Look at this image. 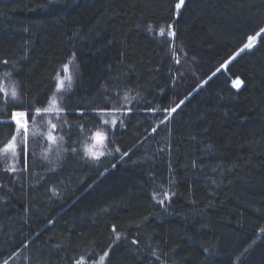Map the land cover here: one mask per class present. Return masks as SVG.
Returning a JSON list of instances; mask_svg holds the SVG:
<instances>
[{
	"label": "trees",
	"instance_id": "16d2710c",
	"mask_svg": "<svg viewBox=\"0 0 264 264\" xmlns=\"http://www.w3.org/2000/svg\"><path fill=\"white\" fill-rule=\"evenodd\" d=\"M177 2L0 0V264H264V0Z\"/></svg>",
	"mask_w": 264,
	"mask_h": 264
},
{
	"label": "snow or ice",
	"instance_id": "6c2138e0",
	"mask_svg": "<svg viewBox=\"0 0 264 264\" xmlns=\"http://www.w3.org/2000/svg\"><path fill=\"white\" fill-rule=\"evenodd\" d=\"M185 0H178V2L175 4V8L177 10L181 9L184 6ZM169 28L171 27L170 25L168 26ZM261 33H264V28H260L258 32H256L255 36H249L248 37V42L243 46L242 49H240L241 52H243L245 49H251L254 46V43L256 41V38L259 37L261 35ZM160 34L163 35L164 34V29L161 28L160 29ZM169 36H174L175 33L174 32H169L168 33ZM5 64L7 63V61L4 62ZM65 70H67L68 65L66 64L64 66ZM219 71V69H218ZM6 75H10V74H6ZM69 81L71 80V77L69 76ZM243 81H241L239 78L235 79L233 81V86L237 89H239L242 85ZM64 90V80L63 79H59L57 81V91H62ZM0 95H3L5 97V101L4 103L6 104L8 99L10 98L12 101H19L20 98V93L16 88H13V90L9 93H7L4 89H0ZM125 99H127V93H125ZM134 99V98H133ZM183 103V101H181V104ZM23 106V105H20ZM180 105H177L175 108H172L169 112V116H171L172 113L176 112V109L179 108ZM3 108H0V111H3ZM50 109L48 108H34V112L35 114L39 115L40 113L44 112L47 113L49 112ZM60 111H62V109H60ZM33 112V106L29 105L28 106V110L27 111H13L11 112V120L14 122L15 127H16V135L12 136V139L3 146V151L5 153L11 152V154L13 156L16 155V147H17V135L20 136V143L21 144H27V140H28V136H29V116L32 114ZM33 119H35V116H33ZM168 117H165V120H167ZM66 123V122H65ZM103 123L107 124L108 121H103ZM115 121H112V124L115 125ZM122 123V121H121ZM163 123V121L161 122ZM51 129L53 130V132L55 131L57 125L56 124H51L50 125ZM155 131V129H154ZM47 139L56 142L57 141V137L51 134H48ZM60 140L63 139V137H59ZM92 139L97 143V144H105L108 140V136L106 132H101V131H96L93 134ZM72 151H75V149H72ZM111 151V150H109ZM116 151H119V148L116 149ZM86 155L89 156V158L91 159H99L101 156L104 155V152L100 151H92L89 150L88 153H86ZM124 155H127V153H125ZM168 194L165 193V198H167ZM153 198H156V194L153 195ZM159 203L163 204L164 201L160 200ZM119 238V234H117V239ZM108 253L105 252L103 256L100 257V260L103 261L105 259V257H107ZM153 255H155V253H153ZM77 264H80L79 261H77Z\"/></svg>",
	"mask_w": 264,
	"mask_h": 264
},
{
	"label": "rangeland",
	"instance_id": "374dc122",
	"mask_svg": "<svg viewBox=\"0 0 264 264\" xmlns=\"http://www.w3.org/2000/svg\"><path fill=\"white\" fill-rule=\"evenodd\" d=\"M264 28V27H263ZM256 34V33H255ZM255 34H253V35H251V36H255ZM262 34V33H261ZM258 41V37L256 38V41H255V43H254V45L256 44V42ZM248 42V38H247V40H246V42H245V44ZM244 44V45H245ZM244 45H242L241 47H240V49H242L243 48V46ZM240 49L237 51V52H235V54H234V56L235 55H238L241 51H240ZM67 65H68V68H67V70H65V68L63 69V70H59V72L57 73V75H56V77H55V88H54V91H53V95L52 96H54L55 97V99L54 100H51L49 103H48V105L45 107V108H48V109H50V111L49 112H47L48 114H50L51 115V112H53V110H57V109H59V107H60V104H58L55 100H58L59 99V97H62V95L64 94V92L67 90V87L69 86V84L71 83V80L69 81V76L71 77V79H72V75H73V70H72V64H71V62H68V63H66ZM65 64V65H66ZM64 65V66H65ZM63 66V67H64ZM59 79H63L64 80V90H62V91H57V81L59 80ZM18 111H25V110H18ZM49 118H50V116H46V117H41L40 119L41 120H43L44 121V127L46 128V125H48V122H51V120H49ZM114 118H115V116H110V117H104L103 118V121H108V123L107 124H105V126H106V128H109L111 125H112V121H114ZM106 128H104V124H103V127H100L98 130H96V131H101V132H105V129ZM37 131V130H36ZM47 131V130H46ZM96 131H94L92 134H94ZM89 148H91L90 150H92V151H97V152H100V151H103L104 149H105V144H97L95 141H93L92 142V144L91 145H89Z\"/></svg>",
	"mask_w": 264,
	"mask_h": 264
}]
</instances>
